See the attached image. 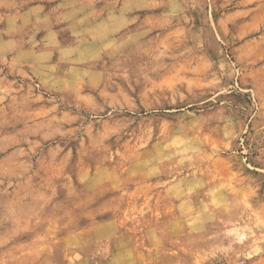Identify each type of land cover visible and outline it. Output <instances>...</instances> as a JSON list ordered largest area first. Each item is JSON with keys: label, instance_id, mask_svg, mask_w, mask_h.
Segmentation results:
<instances>
[{"label": "rangeland", "instance_id": "obj_1", "mask_svg": "<svg viewBox=\"0 0 264 264\" xmlns=\"http://www.w3.org/2000/svg\"><path fill=\"white\" fill-rule=\"evenodd\" d=\"M0 264H264V0H0Z\"/></svg>", "mask_w": 264, "mask_h": 264}, {"label": "bare ground", "instance_id": "obj_2", "mask_svg": "<svg viewBox=\"0 0 264 264\" xmlns=\"http://www.w3.org/2000/svg\"><path fill=\"white\" fill-rule=\"evenodd\" d=\"M241 236L243 237L244 236V233H242Z\"/></svg>", "mask_w": 264, "mask_h": 264}]
</instances>
